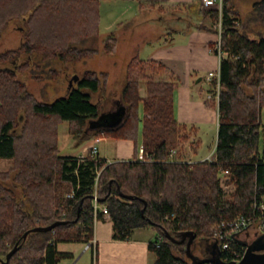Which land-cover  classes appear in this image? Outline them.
I'll return each mask as SVG.
<instances>
[{
  "label": "trees",
  "instance_id": "1",
  "mask_svg": "<svg viewBox=\"0 0 264 264\" xmlns=\"http://www.w3.org/2000/svg\"><path fill=\"white\" fill-rule=\"evenodd\" d=\"M99 5V0H0V37L9 23L22 22L19 46L0 52V63L16 66L0 68V158L12 160L11 167L0 170V264L15 246L5 264H58L71 258V253L58 251L56 245L90 241L94 221L102 214L94 218L95 192L98 203L107 208L113 238L128 239L136 228L155 230V239L148 243L156 257L153 264H192L185 242L174 243L164 231L177 239L182 232L192 231L196 242L210 239L221 221L238 215L260 216L258 206L264 202V158L258 148L264 107V0L254 1L244 15L235 0H221L204 10L211 26L203 28L220 34L223 52L218 96L214 91L204 100L216 108L218 128L212 160L191 162L190 154L199 145L198 130L176 120L179 79L161 62L136 55L130 58L120 96L125 113L115 126H87L101 112L90 93L107 82V72L84 71L75 86L50 102L39 101L17 78L16 70L30 68L37 58L46 66L93 56L97 48L87 44L99 35ZM254 28L258 39L250 36ZM116 44L112 33L104 50L113 52ZM21 55L27 56L24 62L18 61ZM57 73L55 68L48 70L50 76ZM64 121L72 135L89 128L92 138L131 140L134 157L107 162L92 156L90 150L84 158L61 155L58 126ZM140 145L149 160H137ZM173 149L177 160L171 161L168 154ZM8 180L12 187L5 185ZM223 182L233 186L228 194ZM54 222L58 224L50 230H34ZM229 244L221 256L225 262V256L242 250L244 241L230 239Z\"/></svg>",
  "mask_w": 264,
  "mask_h": 264
},
{
  "label": "rangeland",
  "instance_id": "2",
  "mask_svg": "<svg viewBox=\"0 0 264 264\" xmlns=\"http://www.w3.org/2000/svg\"><path fill=\"white\" fill-rule=\"evenodd\" d=\"M138 1L139 0H99L101 22L99 23V31L101 35H98L96 40L88 42L87 44L90 47L97 48V52L93 56L79 62L61 63L59 61H54L46 66H44V63L42 64L37 58L30 64V68L23 70L17 69V78L26 83L29 91L33 93L39 101L50 102L56 97L64 96L71 86H75L77 82L75 77L81 75L84 71L93 70L96 72H107V82H105L97 92L90 93L91 101L100 104L101 112L97 117L90 118L87 121V126L92 128L100 125H118L123 119L125 113V107L120 103V96L126 80L127 63L133 55L140 51L141 39L144 36L149 37L150 35L159 33L163 27L162 25H166L165 20L169 21V18L171 19L172 17V12L170 13L162 8H145L142 12H139ZM245 1L247 0H235L238 9H241V12L243 13L252 7L254 1L258 0H249L247 3H245ZM203 9L205 10L207 8ZM129 20L133 21L134 24L130 29H127V25L124 24L129 23ZM119 21H123V24L119 28L113 29V23L115 24V22L118 23ZM219 23L216 28L219 27ZM256 30L255 28L251 30L250 36L258 39L260 35L253 34V31L256 32ZM261 32L263 35L264 28ZM112 33H114L117 38L116 48L113 52H106L104 50L105 40ZM21 40L22 22L20 20L12 21L0 37V52L18 47ZM26 58V55H21L18 61L24 62ZM35 64H38L39 66L35 68ZM3 67L15 68L16 66L11 63H0V68ZM50 68L57 69L58 73L54 75V77L48 74ZM32 69H34L37 75L33 74ZM36 76H38V78H36ZM212 88H215V84L213 83ZM140 93L143 95L145 94L143 86L140 89ZM214 129L215 125L213 124L205 131V145L199 148V154L190 157V162L201 161L204 159L212 160V156L201 160L197 159H200L204 154L211 151L216 136V131ZM91 131L92 129L87 128L84 133L81 132L78 135H72L68 130V122L64 121L60 123L58 126L59 153L61 155L76 156L82 152H86L83 149L90 147L95 139L89 136ZM99 138V141L95 142L98 151L101 155H107L106 157H108V159H112L116 148L115 144L111 143L107 138ZM124 144H126L125 148L128 149L129 142L124 141ZM258 148L260 155L264 158V107L261 110V132ZM210 155H212V151L210 152ZM174 159L177 160L175 157ZM11 165V159L0 158V170H6L11 167ZM222 174V171L219 172L221 177H223ZM4 183L5 185L12 187L10 180L5 181ZM222 186L225 194H228L233 187L232 184L224 182ZM15 191L19 194L18 189ZM255 232L257 231L254 227L250 226L247 230H244L241 237L249 239V242L260 241L264 233H259L258 236L251 239ZM74 243L75 245H73ZM87 244H85V249L91 251V255L93 256L94 248L92 246L88 248L86 246ZM66 246L67 244L64 243V247ZM68 246L79 252L82 248V243L73 242L69 243ZM200 246L203 248H209L210 240L208 238L197 239L195 244L192 245L193 253L199 254ZM59 249H63V245H60ZM88 251L84 252L79 259H77L78 255H75L72 260L62 259L60 264H67L68 262L72 264H92L91 255Z\"/></svg>",
  "mask_w": 264,
  "mask_h": 264
},
{
  "label": "crops",
  "instance_id": "3",
  "mask_svg": "<svg viewBox=\"0 0 264 264\" xmlns=\"http://www.w3.org/2000/svg\"><path fill=\"white\" fill-rule=\"evenodd\" d=\"M145 8H162L172 12V17L169 21L165 20L166 25H162L159 33L149 37L144 36L141 39L140 51L135 55L142 60L152 59L161 62L178 77L179 84L175 89L174 97L175 118L178 122L193 125L198 130L199 145L196 153H191V157L199 154V148L205 145V131L214 124L216 136L211 148L213 155L217 138L218 113L216 108L208 107L204 100L210 97L213 91L216 93L215 88H212L214 79L209 78L208 73L219 72L220 57L210 50V42H215L218 34L203 28V25L211 26V24L200 0H139V12ZM250 9L244 13L240 9V12L246 14ZM128 22L124 25L130 29L134 23L131 20ZM122 24L123 21L113 23V29L119 28ZM99 35H101L100 31ZM102 138H107L116 146L112 159H108L107 155H101L98 151V155L107 162L128 160L134 157V144L131 140ZM124 141L129 142L128 149L125 148ZM210 152L197 160L210 158L212 156ZM155 237V230L151 227H142L134 229L128 239H115L110 218L108 215L101 214L94 221L90 241H63L58 242L56 246L58 251L72 254L68 260L74 259L75 255H78L77 259H79L84 252L88 251L85 249V244L88 243L94 248L93 256L91 251H88L92 264H153L156 257L155 253L148 248V243ZM73 242L82 243L79 252L68 246ZM64 243L67 244L66 247ZM60 245H63V249H59Z\"/></svg>",
  "mask_w": 264,
  "mask_h": 264
},
{
  "label": "built area",
  "instance_id": "4",
  "mask_svg": "<svg viewBox=\"0 0 264 264\" xmlns=\"http://www.w3.org/2000/svg\"><path fill=\"white\" fill-rule=\"evenodd\" d=\"M216 3L220 4L221 0H200V4L205 7H211L215 5ZM218 30L220 31V23ZM210 50L214 53H216L217 56L221 57L223 55V52L221 50L220 45V34H218L217 40L214 42L213 46L210 47ZM208 77L211 79H215V90H216V97L218 96V89H219V72H209ZM99 137L94 139L93 144L84 149L86 152H82L78 155L80 158H84L87 155V151L90 150V154L92 156L98 155V147L95 142L99 141ZM174 153L175 150H171L168 154L169 160H175L174 159ZM137 160L140 161H146L149 160L144 154L142 146L139 147L138 153H137ZM224 173L227 172V170L223 171ZM92 207L94 212V218L97 216L99 212L102 213V215H108L107 208L104 205H101L98 203V199L96 196V192L93 195L92 200ZM259 211L260 216L256 219H253L252 217L244 216V215H238L234 219L229 221H221L214 232V235L209 239L210 242H216L217 247L220 252V257L222 256L223 251L228 248H230L229 240H242L249 242V239L241 237V234L244 232V230H247L250 226H253L254 229L258 232H255L252 235V238H255L259 233H264V202L259 203ZM248 238V237H247ZM160 237L157 238V242L155 243L156 246L159 245ZM88 248L90 247L89 244L86 245ZM246 245H242L241 251H235L232 252L231 255L225 256L226 262H239L241 258L244 256L246 251Z\"/></svg>",
  "mask_w": 264,
  "mask_h": 264
},
{
  "label": "water",
  "instance_id": "5",
  "mask_svg": "<svg viewBox=\"0 0 264 264\" xmlns=\"http://www.w3.org/2000/svg\"><path fill=\"white\" fill-rule=\"evenodd\" d=\"M78 79V76L75 77ZM71 85V83H70ZM143 211V210H142ZM58 222H54L45 227H37L34 230L47 231L56 226ZM28 231L24 233L23 237L27 235ZM165 236L173 241L174 243L185 242V254L191 260L192 264L201 263H213V264H264V235L260 241L247 242L244 241L246 245V251L244 256L239 262H225L220 257V252L217 247L216 242L210 243L209 248H203L200 246L199 254H195L192 251V245L195 243V234L192 231H184L181 234V238H173L168 232L164 231ZM16 250V246L7 253L6 259L2 260V263H7L11 254Z\"/></svg>",
  "mask_w": 264,
  "mask_h": 264
},
{
  "label": "bare ground",
  "instance_id": "6",
  "mask_svg": "<svg viewBox=\"0 0 264 264\" xmlns=\"http://www.w3.org/2000/svg\"><path fill=\"white\" fill-rule=\"evenodd\" d=\"M96 218V217H95Z\"/></svg>",
  "mask_w": 264,
  "mask_h": 264
},
{
  "label": "flooded vegetation",
  "instance_id": "7",
  "mask_svg": "<svg viewBox=\"0 0 264 264\" xmlns=\"http://www.w3.org/2000/svg\"><path fill=\"white\" fill-rule=\"evenodd\" d=\"M258 236V235H257Z\"/></svg>",
  "mask_w": 264,
  "mask_h": 264
}]
</instances>
